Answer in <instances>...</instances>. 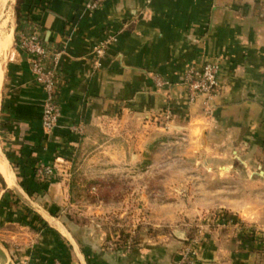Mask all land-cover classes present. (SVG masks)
Returning <instances> with one entry per match:
<instances>
[{
    "label": "crops",
    "instance_id": "crops-1",
    "mask_svg": "<svg viewBox=\"0 0 264 264\" xmlns=\"http://www.w3.org/2000/svg\"><path fill=\"white\" fill-rule=\"evenodd\" d=\"M91 1L22 0L11 30L0 91V154L13 175L10 183L0 174V233L17 250L7 264H172L179 257L181 238L127 253L109 249L101 235L85 239L63 220L72 163H115L117 152L127 160L135 150L189 142L228 147L246 167L264 168V0H103L90 9ZM34 29L46 44L65 45L62 116L52 132L43 126L46 91L19 44ZM109 34L117 40L95 68L93 49ZM208 59L221 64L213 116L201 102L188 104L183 84L186 68ZM158 78L169 84L160 87ZM41 163L57 166L52 179L36 174ZM261 173L244 179L256 198L264 197ZM219 201L241 215L240 193ZM223 242L208 237L198 264H254Z\"/></svg>",
    "mask_w": 264,
    "mask_h": 264
},
{
    "label": "rangeland",
    "instance_id": "rangeland-1",
    "mask_svg": "<svg viewBox=\"0 0 264 264\" xmlns=\"http://www.w3.org/2000/svg\"><path fill=\"white\" fill-rule=\"evenodd\" d=\"M17 3L10 0L5 9L11 30ZM9 49L0 53V91ZM198 145H153L131 157L127 153V160L124 152H117L115 163H72L63 220L81 229L85 239L101 235L112 250L133 253L157 241L181 238L180 254L192 245L198 253L208 237L216 236L226 247L238 245L254 264H264V197L256 198L244 182L264 168L246 167L237 153L224 151L228 147L219 152ZM224 193L241 194V215L216 203ZM0 239L5 264L17 250L6 235Z\"/></svg>",
    "mask_w": 264,
    "mask_h": 264
},
{
    "label": "built area",
    "instance_id": "built-area-1",
    "mask_svg": "<svg viewBox=\"0 0 264 264\" xmlns=\"http://www.w3.org/2000/svg\"><path fill=\"white\" fill-rule=\"evenodd\" d=\"M102 1L92 0L89 8L96 9ZM116 40V35L109 34L94 47L92 55L95 68L102 65L109 54L110 46ZM19 44L30 55L35 79L46 91L43 126L48 132H52L58 127L62 116L59 94L62 84L61 57L65 52V45L55 47L46 44L37 29L22 33ZM220 72L221 64L215 59H208L201 64H190L185 71L183 84L187 91L188 104L194 106L201 102L208 116H213V100L222 90ZM157 84L162 87L168 85L169 81L158 78ZM56 173V165L41 163L36 169V174L42 179H52ZM172 264H198L195 247H186Z\"/></svg>",
    "mask_w": 264,
    "mask_h": 264
},
{
    "label": "bare ground",
    "instance_id": "bare-ground-1",
    "mask_svg": "<svg viewBox=\"0 0 264 264\" xmlns=\"http://www.w3.org/2000/svg\"><path fill=\"white\" fill-rule=\"evenodd\" d=\"M9 1L10 0H0V53L1 54L6 52L10 48L13 41V34L8 26L9 20L7 18V15L5 14V9ZM0 174L3 175L7 181H9L10 183L12 182L13 175L9 169L8 164L4 161L1 154H0Z\"/></svg>",
    "mask_w": 264,
    "mask_h": 264
},
{
    "label": "trees",
    "instance_id": "trees-1",
    "mask_svg": "<svg viewBox=\"0 0 264 264\" xmlns=\"http://www.w3.org/2000/svg\"><path fill=\"white\" fill-rule=\"evenodd\" d=\"M21 1L22 0H18L17 7H16L17 18L18 19L20 18ZM0 182H1L2 186L5 187L6 184H5V181H4V179L2 177L0 178ZM0 188H1V186H0Z\"/></svg>",
    "mask_w": 264,
    "mask_h": 264
},
{
    "label": "water",
    "instance_id": "water-1",
    "mask_svg": "<svg viewBox=\"0 0 264 264\" xmlns=\"http://www.w3.org/2000/svg\"><path fill=\"white\" fill-rule=\"evenodd\" d=\"M0 246L5 247V246L2 244L1 239H0ZM9 258L11 259V256H9ZM11 260H12V259H11ZM0 264H3L2 261H1V257H0ZM5 264H7V263H5Z\"/></svg>",
    "mask_w": 264,
    "mask_h": 264
}]
</instances>
